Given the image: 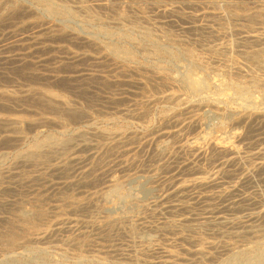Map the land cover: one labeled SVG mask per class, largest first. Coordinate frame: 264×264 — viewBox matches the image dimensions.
Instances as JSON below:
<instances>
[{
    "label": "rangeland",
    "instance_id": "374dc122",
    "mask_svg": "<svg viewBox=\"0 0 264 264\" xmlns=\"http://www.w3.org/2000/svg\"><path fill=\"white\" fill-rule=\"evenodd\" d=\"M0 1V92L5 94L0 95V202L13 203L1 206L0 209V264H161L163 260L168 261L167 264H222L234 251L259 253L264 248L263 239L260 240L264 238V214H256L264 211V167L258 164L264 162V119L254 117L242 123L238 120L241 114L264 110V95L259 92L263 85L259 83L257 87L254 85L256 88L253 86L254 82H262L264 77L249 62L248 65L244 64V61L234 56L227 59L243 48L240 40L247 34L255 33L262 38L260 42L248 43L247 49H264V0H215L217 4L214 10L220 14L222 12L221 18L201 17V14L213 10L206 3H191L190 6L186 0L152 1L160 5V8L177 7L180 16L188 14V18H192L188 19L189 23H185L188 21L182 20L183 17L180 19L173 14L160 12L159 6L151 5V0H50L57 8L54 14L47 12L45 5L36 0ZM229 13H234L238 20H232ZM189 15H194V18ZM203 24L209 29H202ZM48 27L57 30L58 36L52 37L56 38L52 39L55 43L47 40L46 43L52 45L51 49L42 50L37 40L47 35ZM35 28L40 31H35ZM69 35L67 40L66 36ZM72 38L123 46L121 48L129 49L131 58L114 63L96 52L98 50L93 46L87 47V44ZM220 43H230L233 47L225 54L227 57H222L226 63L223 59L212 57L205 50L206 46ZM72 53H86L92 59L89 60V56V59L73 58ZM98 57L100 58L96 59ZM21 58L30 72L23 73L16 67L22 62ZM121 68H129L131 73H124ZM136 80H146L148 89L153 88L148 90V94H152L155 99L160 97V100L157 98L148 106L142 104L139 101L141 88L133 83ZM191 83L193 86H190ZM44 90L57 93L56 97L69 102L74 107L72 111L80 115H74L73 119L70 113L62 109L49 110L36 98ZM167 94H177L179 99L186 101L183 106L186 109L194 108L199 120L197 125L187 126L185 123L188 121V114L182 111V124L177 127L167 125L170 130L179 129L178 134L161 138L156 128L160 126L159 120L161 121L163 114L171 109V105L161 98ZM191 104L193 105L190 106ZM141 108L145 112L142 118L134 114L135 110ZM7 118H21L28 125L24 124L19 129L16 127L17 123ZM215 125H222L228 134L224 142L229 144L224 145L223 142L218 149L223 151L234 146L235 152L232 154L226 149L223 152L211 151L214 156L211 153L199 154L207 141L218 134L214 129ZM78 132L88 140L85 144L78 137ZM15 133L21 135L18 141ZM49 137L50 141L57 138L54 143L58 146L55 153H48L45 145L47 154L43 155L42 151L43 157L37 158L39 161L33 158L31 163H23L19 160L18 154L27 152L36 141ZM191 138H196V142L199 140L197 143L201 147L188 146L182 150L181 146ZM162 140L167 141V149L157 152L155 146ZM259 150L262 153H257ZM76 154L85 161L81 164H69L66 174H57L48 169L51 164ZM82 165L98 167L91 172L93 183L81 188L63 185L62 182L67 179L77 180L76 177H80L83 168H79ZM207 176L216 180L214 185H189L191 187L178 191L179 193L172 191L181 182L186 185L193 178ZM113 177L118 179V190H123L122 193L109 190L108 184ZM108 191V199L115 200L112 201L115 204L113 208L92 209L93 200L101 202L100 196ZM124 191L131 200H127ZM71 197L73 200L68 199ZM82 202L87 205L84 204L85 207H80L79 210L76 205H83ZM18 206L28 210L31 208L40 216H29V219L22 222L15 214L20 208ZM115 218L126 219L123 221L124 230L112 229L110 226L108 228V224H105ZM182 218L185 221L177 224L176 228L166 226L169 221L181 222ZM128 225L133 226L132 233L126 229ZM154 226H160L159 231ZM41 231L47 232V237H44L46 239L37 238ZM239 231H244L243 236H236ZM255 237L261 241L257 246L251 243ZM200 248L203 253L198 255L196 251ZM251 264H264V258Z\"/></svg>",
    "mask_w": 264,
    "mask_h": 264
},
{
    "label": "bare ground",
    "instance_id": "6f19581e",
    "mask_svg": "<svg viewBox=\"0 0 264 264\" xmlns=\"http://www.w3.org/2000/svg\"><path fill=\"white\" fill-rule=\"evenodd\" d=\"M35 1V0H34ZM38 3H42L43 5H45L44 7H45V10L47 11V12H49L50 14H52L53 12H55V9H57L56 8V6L55 5H53L51 2H50V0H36ZM153 0H151V5H154V6H159L158 7V9H159V11L160 12H162V13H166V14H173L174 16H176V17H179L180 19L182 18V20H184V19H187V21L188 22H185V23H189V20L188 19H192V18H188V14L186 15V16H180V12H178V9H177V7H175V6H169V7H163V8H160L161 6L160 5H157L156 3H155V1L154 2H152ZM161 1V0H160ZM185 1V0H184ZM187 2H188V4L191 6V3H193V4H196L197 2L198 3H206V4H209V6H210V8L211 9H213L211 12H209V13H205V14H201V17H206V16H211L210 18H221V16H222V12H221V14L220 13H218V12H215V10L214 9H216V4H217V1H215V0H186ZM150 2V1H149ZM171 2V1H170ZM169 2V3H170ZM0 3H1V1H0ZM161 3V2H160ZM163 3H165V2H163ZM98 4V3H97ZM100 4V3H99ZM171 4V3H170ZM173 4V3H172ZM136 6V5H135ZM153 6V7H154ZM191 8V7H190ZM20 10V9H19ZM22 10V9H21ZM20 10V11H21ZM138 10V9H137ZM196 10V9H195ZM17 12H19L18 10H16ZM22 12V11H21ZM232 13V12H231ZM17 14V13H16ZM28 14V13H27ZM54 14V13H53ZM183 14H185V13H183ZM230 14V13H229ZM13 15V14H12ZM182 15V14H181ZM227 15V14H226ZM245 15V14H244ZM162 16V15H161ZM189 16H191V17H193L194 18V15L192 16V15H189ZM224 16V15H223ZM2 17V16H1ZM10 17H11V15H10ZM133 17V16H132ZM169 17H171V16H169ZM196 17V16H195ZM200 17V16H199ZM198 17V18H199ZM201 17H200V19H201ZM230 17H231V19L232 20H238L236 17V15L233 13V14H230ZM252 17V16H251ZM254 17V16H253ZM261 17V16H260ZM122 18V17H121ZM197 18V17H196ZM226 18V17H225ZM227 19V18H226ZM194 20V19H193ZM199 20V19H198ZM205 20V19H204ZM220 20V19H219ZM247 20V19H246ZM169 21V20H168ZM191 21V20H190ZM203 21V20H202ZM211 21H213V20H211ZM130 22V21H129ZM170 22V21H169ZM184 22V21H183ZM192 22V21H191ZM194 22V21H193ZM138 23V22H137ZM136 23V24H137ZM162 23V22H161ZM171 23V22H170ZM127 24V23H126ZM140 24H142V23H140ZM35 25V24H34ZM33 25V26H34ZM137 25H139V24H137ZM170 25V24H169ZM204 26H201V28L202 29H205V31H206V29H209L208 27H207V25H205V24H203ZM198 26V25H197ZM209 26V25H208ZM38 27V26H37ZM50 27V26H49ZM47 28L48 29V31L46 32V34L47 35H45V36H42L41 37V39H39L38 38V40H37V38H36V40H37V43L41 46V47H39V48H42V50L43 49H51L52 48V45L51 44H48V43H46V42H48L47 40H52V39H56V38H52V37H56V36H58V31L57 30H54V29H52V28ZM192 27V26H191ZM194 27V26H193ZM196 27V26H195ZM32 28H34V27H32ZM143 28H145V27H143ZM170 28V27H169ZM190 28V27H189ZM198 28V27H197ZM36 29V28H35ZM37 29H40V26L37 28ZM37 29L35 30V31H37ZM44 28H42V30H43ZM45 29H46V27H45ZM230 29V28H229ZM32 30H34V29H32ZM145 30V29H144ZM143 30V31H144ZM194 30V29H193ZM196 30V29H195ZM40 31V30H39ZM39 31H37V32H39ZM61 31V30H60ZM146 32V34L148 33L149 34V31H147V29L145 30ZM33 33H34V31H32ZM36 32V33H37ZM45 32V31H44ZM66 32V31H65ZM76 33V32H75ZM15 34V33H14ZM14 34H11V36L13 35L14 36ZM209 34H211V33H209ZM208 34V35H209ZM63 35V34H62ZM221 35V34H220ZM5 36V35H4ZM12 36V37H13ZM47 36V37H46ZM63 36H65V35H63ZM62 36V37H63ZM14 37H16V36H14ZM33 37V36H32ZM31 37V38H32ZM69 38L70 37V35L69 36H66V38ZM156 37V36H155ZM68 38H67V40H68ZM132 38V37H131ZM130 38V39H131ZM134 38V37H133ZM142 38V37H141ZM166 38V37H165ZM202 38V37H201ZM60 39V38H59ZM72 39H75L76 41H79L80 43H82V44H87V47L90 45V46H93L94 48H95V50H98V51H96V52H98V53H101L102 54V56H104V58L105 57H107V58H109L110 60H112L114 63H119L120 61H126V60H129L131 57V54H130V52L127 50V49H123V48H121V47H123V46H117V45H104V44H100V43H98V42H96V41H93V40H91V39H79V38H72ZM203 39H205V37L203 38ZM261 37L258 35V34H255V33H252V34H247L246 36H243V37H241V40H240V45L243 47L242 49H240V50H238L237 52H236V54H231L230 56H228V55H225L226 53H228L229 51H231L232 50V44H227V43H220V44H215V45H209V46H206V48H205V50H206V52H208L212 57H214V58H216V59H223L222 57H227L228 56V58L227 59H229L231 56L233 57H235V58H240V60L241 61H244V64H247L248 65V62H249V64L251 63V64H253L254 65V69H256L257 71L259 70V71H261L262 73V75H263V77H264V49H247V46H248V43H252V42H260L261 41ZM10 40V39H9ZM35 40V39H34ZM58 40V39H57ZM133 40V39H132ZM202 40V39H201ZM4 41V40H3ZM12 41H14V40H12ZM53 42H54V40H52ZM56 41V40H55ZM51 42V41H50ZM225 42V41H224ZM55 43V42H54ZM132 43V42H131ZM136 43V42H135ZM145 43V42H144ZM193 43V42H192ZM198 43V42H197ZM262 43V42H261ZM33 44V43H32ZM34 44H35V42H34ZM33 44V45H34ZM119 44V43H118ZM196 44V43H195ZM247 44V45H246ZM260 44V43H259ZM17 45V44H16ZM84 45H82V46H84ZM120 45V44H119ZM198 45V44H197ZM262 45V44H261ZM18 46V45H17ZM51 46V47H50ZM89 46V47H90ZM50 47V48H49ZM86 47V46H85ZM38 48V49H39ZM64 48V47H63ZM127 48V47H126ZM148 48V47H147ZM146 48V49H147ZM160 48V47H159ZM203 48V49H204ZM251 48V47H250ZM5 49V48H4ZM9 50V49H8ZM131 50V49H130ZM56 51V50H55ZM84 51V50H83ZM132 51V50H131ZM47 52H48V50H47ZM54 52V51H53ZM59 52V51H58ZM69 52V51H68ZM93 52H94V50H93ZM95 52V53H96ZM156 52H158V51H156ZM23 53V52H22ZM28 53V52H27ZM49 53V52H48ZM64 53H65V51H64ZM83 53V52H82ZM82 53H80V54H75V53H72V57L74 58V57H78V58H86V57H88L89 55L88 54H86V53H84V54H82ZM47 54V53H46ZM69 54H71V52L69 53ZM189 54V53H188ZM192 54V53H191ZM34 55V54H33ZM42 55V54H41ZM183 55V54H182ZM51 56V55H50ZM133 56V55H132ZM149 56V55H148ZM192 56V55H191ZM200 56V55H199ZM90 57V56H89ZM89 57L88 58H86V59H89ZM135 57V56H134ZM133 57V58H134ZM190 57V56H189ZM211 57V58H212ZM233 57V58H234ZM23 58V57H22ZM20 59V61H22L20 64H18L16 67L18 68V69H20L23 73H28V72H30V70H29V68L28 67H26V64H25V61L23 60V59ZM100 57H98V58H96V59H99ZM132 58V59H133ZM191 58V57H190ZM196 58V57H195ZM204 58V57H203ZM17 59H19V58H17ZM16 59V60H17ZM92 58L90 57V59L89 60H91ZM102 60H103V58H101ZM108 59V60H109ZM192 59V58H191ZM52 60V59H51ZM77 60V59H76ZM94 60V59H93ZM168 60V59H167ZM193 60H195V59H193ZM224 60V59H223ZM231 60V59H230ZM24 61V62H23ZM41 61V60H40ZM199 61V60H198ZM202 61V60H201ZM226 60H224V62H225ZM18 62V61H17ZM48 62H50V61H48ZM58 62V61H57ZM103 62V61H102ZM231 62H232V60H231ZM246 62V63H245ZM74 63V62H73ZM93 63H94V61H93ZM111 63V62H110ZM109 63V64H110ZM200 63V62H199ZM211 63V62H210ZM218 63V62H217ZM226 63V62H225ZM227 63H228V61H227ZM243 63V62H242ZM61 64V63H60ZM71 64V63H70ZM92 64V63H91ZM204 64H206V62L204 63ZM220 64V63H219ZM218 64V65H219ZM59 65V64H58ZM38 66V65H37ZM41 66V65H40ZM68 66V65H67ZM75 66V65H74ZM94 66V65H93ZM10 67V66H9ZM35 67V66H34ZM44 67V66H43ZM58 67V66H57ZM64 67V66H63ZM227 67V66H226ZM253 67V66H252ZM38 68V67H37ZM52 68H54V67H52ZM51 68V69H52ZM31 69V68H30ZM35 69V68H34ZM34 69H32V72H33V70ZM50 69V68H49ZM50 69V70H51ZM218 69V68H217ZM251 69H253V68H251ZM131 70V69H130ZM129 70V68L127 69V68H121V71L122 72H124V73H131V71ZM144 70V69H143ZM229 70V69H228ZM77 71V70H76ZM51 72V71H50ZM56 72V71H55ZM155 72V71H154ZM154 72H152V73H154ZM233 72V71H232ZM231 72V73H232ZM256 72V71H255ZM1 73V72H0ZM160 73V72H159ZM162 73V72H161ZM222 73V72H221ZM136 73H134V75H135ZM257 74V73H256ZM33 75V74H32ZM36 75V74H35ZM34 75V76H35ZM38 75V74H37ZM94 75H96V74H94ZM113 75V74H112ZM111 75V76H112ZM119 75V74H118ZM139 74H137V76H138ZM3 76V75H2ZM47 76V75H46ZM97 76H98V74H97ZM96 76V77H97ZM99 76H101V75H99ZM131 76V75H130ZM148 76V75H147ZM189 76V75H188ZM188 76H186V77H188ZM248 76V75H247ZM38 76H36V78H37ZM60 77V76H59ZM134 77V76H133ZM168 77H170V76H168ZM183 77V76H182ZM193 77V76H192ZM12 78V77H11ZM26 78V77H25ZM29 78V77H28ZM34 78V77H33ZM35 78V79H36ZM63 78V77H62ZM76 78H77V76H76ZM98 78V77H97ZM100 78H102V77H100ZM149 78V77H148ZM151 78V77H150ZM171 78V77H170ZM196 78H197V76H196ZM27 79V78H26ZM32 79V78H31ZM30 79V80H31ZM56 79V78H55ZM63 79H65V78H63ZM146 79V78H145ZM248 79H250V78H248ZM1 80V79H0ZM60 80H62V79H60ZM107 79H104V81H106ZM247 80V79H246ZM262 80V79H261ZM35 81V80H34ZM46 80H44V82H45ZM54 81V80H53ZM70 81V80H69ZM108 81V80H107ZM113 81H116L117 82V80H113ZM188 81V80H187ZM199 81V80H198ZM223 81V80H222ZM249 81V80H248ZM256 81H258V80H256ZM5 82V81H4ZM9 82V81H8ZM28 82H31V81H28ZM52 82V81H51ZM65 82H66V80H65ZM64 82V83H65ZM83 82V81H82ZM98 82V81H97ZM112 82V81H111ZM130 82V81H129ZM189 82V81H188ZM187 82V83H188ZM244 82V81H243ZM18 83V82H17ZM32 83V82H31ZM58 83V82H57ZM87 83V82H86ZM89 83V82H88ZM94 83V82H93ZM92 83V84H93ZM99 83V82H98ZM102 83H103V81H102ZM119 83V82H118ZM133 83H135V85L136 84H138V88H141V92H139L140 93V96L141 97H139V101L142 103V104H144V105H146V106H148V104H150L151 102H153L154 100H156L158 97H156V99L154 98V97H152V94H148V90H150L151 91V88H149L148 89V85H147V81L146 80H136L135 82L133 81ZM193 83V82H192ZM191 83V84H192ZM228 83V82H227ZM249 83H251V82H249ZM257 84H255V82H254V84H253V86L255 85L256 87L258 86V84L260 83V85L262 86V87H260L261 89V91H259V92H261V94L262 95H264V78H263V80H262V82H256ZM34 84V83H33ZM44 84V83H43ZM49 84V83H48ZM79 84V83H78ZM101 84V83H100ZM108 84V83H107ZM189 84V83H188ZM199 84V83H198ZM42 85V84H41ZM46 85V84H45ZM52 85V84H51ZM80 85V84H79ZM115 85V84H114ZM202 85V84H201ZM217 85V84H216ZM228 85H230V84H228ZM82 86V85H81ZM87 86H89V85H87ZM190 86H193V84L192 85H190ZM253 86L251 85V87L253 88ZM254 86V87H255ZM43 87H44V85H43ZM48 87V86H47ZM197 87V86H196ZM255 87V88H256ZM155 88H156V86H155ZM193 88H195V87H193ZM254 88V89H255ZM17 89V88H16ZM106 89V88H105ZM190 90L192 89V88H189ZM259 89V88H258ZM109 90V89H108ZM152 90H153V88H152ZM158 90V89H157ZM11 91V90H10ZM102 92H103V90H101ZM105 91V90H104ZM195 91V90H194ZM236 91V90H235ZM247 91V90H246ZM258 91V90H257ZM84 92V91H83ZM123 92V91H122ZM157 92V91H156ZM155 92V93H156ZM36 93V92H35ZM57 93H54V92H52V91H50V90H44L43 92H40L39 94H37L36 96V98L40 101V102H43L46 106H47V108L50 110V109H53V110H55V109H62L63 111H65V112H68V113H70V115L72 116V118L74 119L75 118V116L74 115H80L79 113H76V112H74V111H72V110H74L72 107H71V105L69 104V102H67L66 100H64V99H60V98H58V97H56V96H58V95H56ZM74 94V93H73ZM80 94V93H79ZM94 94V93H93ZM0 95H5L3 92H0ZM177 95V94H176ZM175 94H167V95H164V96H162L161 98H162V100L165 102H168L170 105H171V109L167 112V114H163V116H162V118H161V121L159 120V124H160V126L158 127L157 126V132L159 133V135H160V137L162 136V137H168V136H174L175 134L177 135L178 134V132H179V129L178 130H170V128L168 127V126H170V125H173L174 127L176 126L177 127V125H179V124H182V120H180V116H181V114L183 113V112H186L187 114H188V116H187V119H188V121L185 123V124H187V126L188 125H190L191 127L192 126H195V125H197V123H198V120H199V118H198V113H197V111L194 109V108H192V107H190V106H192L193 104H191L189 107V109L187 110L186 109V106H183V104H185V102L184 101H182L181 99H179L178 98V95L176 96ZM239 95V94H238ZM30 96V95H29ZM33 96V95H32ZM64 96V95H63ZM81 96V95H80ZM97 96V95H96ZM25 97V96H24ZM23 97V98H24ZM98 97V96H97ZM5 98V97H4ZM101 98V97H100ZM108 98V97H107ZM13 99V98H12ZM65 99H67V98H65ZM123 99V98H122ZM159 100H160V97L158 98ZM184 99H185V97H184ZM248 99V98H247ZM91 100V99H90ZM246 100V99H245ZM262 100V99H261ZM13 101V100H12ZM112 101V100H111ZM229 101V100H228ZM252 101V100H251ZM29 102V101H28ZM255 102V101H254ZM261 102V101H260ZM24 103H26V102H24ZM114 103V102H113ZM119 103V102H118ZM117 103V104H118ZM253 103V102H252ZM27 104H29V103H27ZM87 104V103H86ZM116 104V103H115ZM186 104H188V103H186ZM250 104V103H249ZM25 105V104H24ZM30 105V104H29ZM38 105V104H37ZM40 105H42V104H40ZM39 105V106H40ZM137 105V104H136ZM252 105V104H251ZM250 105V106H251ZM254 105V104H253ZM38 106V107H39ZM90 106V105H89ZM150 106V105H149ZM43 107V106H42ZM45 107V106H44ZM43 107V108H44ZM151 107V106H150ZM194 107H195V105H194ZM42 108V109H43ZM96 108V107H95ZM105 108V107H104ZM149 108V107H148ZM254 108V107H253ZM260 108H262V107H260ZM41 109V110H42ZM97 109V108H96ZM129 109V108H128ZM132 109V108H131ZM133 109H135V108H133ZM241 109H243V108H241ZM246 109H248V108H246ZM245 109V110H246ZM150 110V109H149ZM167 110V109H166ZM244 110V109H243ZM250 110V109H249ZM255 111H256V108L254 109ZM263 110V109H262ZM256 111V112H252V113H249V112H247V113H245V114H241L240 116H239V118H238V120L240 119V121H241V123L242 122H248V121H250L252 118L254 119V117H257V118H263L264 119V110L263 111ZM183 111V112H182ZM236 111V110H235ZM247 111V110H246ZM57 112V111H56ZM119 112V111H118ZM55 113V112H54ZM62 113V112H61ZM83 113V112H82ZM88 113V112H87ZM144 109H142L141 108V110H138L137 109V111L135 110V115H137L138 117H143L144 116ZM161 113V112H160ZM163 113V112H162ZM39 114V113H38ZM186 114V115H187ZM235 114H236V112H235ZM36 115V114H35ZM101 115V114H100ZM126 116V115H125ZM131 116H133V115H131ZM183 116V115H182ZM4 117V116H3ZM17 117V116H16ZM56 117V116H55ZM182 118V117H181ZM8 119V118H7ZM139 119V118H138ZM206 119V118H205ZM256 119V118H255ZM8 120H10V121H12L13 123H17V128H19V129H21V127H23V125L24 124H26V122L23 120V119H21V118H9ZM58 121V120H57ZM70 121H71V119H70ZM69 121V122H70ZM85 121V120H84ZM41 122V121H40ZM9 123V122H8ZM13 123H11V124H13ZM143 123V122H142ZM257 123V122H256ZM10 124V125H11ZM36 124V123H35ZM220 124V123H219ZM221 124H222V122H221ZM13 125V126H14ZM26 125H28V124H26ZM168 125V126H167ZM204 125V124H203ZM12 126V127H13ZM32 126V125H31ZM89 126V125H88ZM168 127L167 129H164L163 130V128H165V127ZM30 127V126H29ZM185 127V126H184ZM214 127V126H213ZM249 127V126H248ZM27 128V127H26ZM14 129V128H13ZM19 129H17V130H19ZM173 129V128H172ZM185 129V128H184ZM215 131H217V133L218 134H215L211 139H209V141H207L208 139H207V137L205 138V139H207V140H205V141H207V143L205 144V148H204V146L202 147V149L200 150V153L199 154H204L205 155V153L207 154H209V153H211V151H212V153H214V151L216 150V151H219L220 152V150L218 149V147L219 146H221L222 147V143L224 142V141H226L225 140V138H227L226 137V132H225V129L223 128V126L222 125H215ZM23 130V129H22ZM81 130H82V128H81ZM151 130V129H150ZM181 130V129H180ZM228 130V129H227ZM231 130V129H230ZM85 131V130H84ZM100 131H101V129H100ZM102 131H103V129H102ZM107 131H109V130H107ZM152 131V130H151ZM155 131V130H154ZM16 132V131H15ZM19 132H20V130H19ZM104 132V131H103ZM103 132H101V135H103ZM118 132L119 133H121L119 130H118ZM181 132V131H180ZM236 132V131H235ZM79 133V132H78ZM89 133V132H88ZM91 133H92V131H91ZM97 133V132H96ZM106 133V132H105ZM119 133H117V134H119ZM129 133V132H128ZM201 133V132H200ZM214 133V132H213ZM16 134V133H15ZM23 134V133H22ZM77 134V133H76ZM84 134V133H83ZM109 133H107V135H108ZM113 134V133H112ZM180 134V133H179ZM239 134V133H238ZM16 135H18V136H15V138H16V141H18L17 139L18 138H20V136L21 135H19L18 133L16 134ZM97 135V134H96ZM111 135V134H110ZM133 135V134H132ZM188 135V134H187ZM197 135V134H196ZM199 135V134H198ZM228 135V134H227ZM232 135H234L233 133H232ZM72 136H73V134H72ZM98 136V135H97ZM96 136V137H97ZM119 136V135H118ZM137 136V135H136ZM172 136V137H173ZM210 136V135H209ZM238 136V135H237ZM249 136V135H248ZM78 137H80V139L82 138V143H86V140L87 139H84L85 137H84V135H82V133H79L78 134ZM110 137V136H109ZM108 136H107V138H109ZM114 137V136H113ZM159 137V138H160ZM161 137V138H162ZM211 137V136H210ZM209 137V138H210ZM230 137V136H229ZM89 138V137H88ZM100 138V137H99ZM170 138V137H169ZM181 138V137H180ZM186 138V137H185ZM204 137H202V139H203ZM11 139H14V137L13 138H11ZM21 139V138H20ZM53 139V138H52ZM51 139V140H52ZM57 139V138H56ZM55 139V140H56ZM70 139V138H69ZM139 139V138H138ZM173 139H177V138H173ZM201 139V138H200ZM201 139V140H202ZM50 141V137L49 138H45V139H43V140H41V141H39V142H37L36 141V143L35 144H32L33 146H31L30 148H29V150H27V152H24V153H21V154H18L19 156H18V158H19V160H21L23 163H28V162H30V161H34V160H32L33 158L34 159H37L38 157H40V156H42V151H43V155H46L47 154V151H48V153L50 152V153H52V152H56V147H58V146H56V144H54L56 141ZM123 140V139H122ZM131 140V139H130ZM129 140V141H130ZM196 138H191L189 141H187L186 142V144L185 145H183V146H181V148H182V150H184L183 148H185V147H188V146H190V147H192V146H198V148H200L201 147V145H199V143H197L196 141ZM237 140V139H236ZM8 141H10V140H8ZM15 141V140H14ZM62 141V140H61ZM65 141V140H64ZM63 141V142H64ZM88 141V140H87ZM105 141V140H104ZM239 141H241L240 139H239ZM246 141V140H245ZM66 142V141H65ZM120 142V141H119ZM178 142V141H177ZM180 142V141H179ZM178 142V143H179ZM202 142H204V140L202 141ZM242 142V141H241ZM171 143V142H170ZM225 143V142H224ZM230 143H231V140H230ZM239 143V142H238ZM6 144V143H5ZM9 144V143H8ZM58 144V143H57ZM80 144V143H79ZM166 144H168L167 143V141H160L159 143H157L156 144V146H155V150L157 151V152H162V151H164L165 149H167L166 148ZM203 144V143H202ZM228 144H229V142H228ZM227 143H225L224 145H228ZM46 145V147H48V150H47V148H46V150L44 149V146ZM62 145V144H61ZM70 145V144H69ZM73 145V144H72ZM107 145V144H106ZM116 145H117V143H116ZM30 146V145H29ZM49 146H50V148H49ZM80 146V145H79ZM83 146H86V145H83ZM169 146V145H168ZM230 146H232L231 144H230ZM43 147V148H42ZM70 147H71V145H70ZM94 147V146H93ZM111 147H113V146H111ZM165 147V148H164ZM258 147V146H257ZM80 148V147H79ZM82 148H84V147H82ZM86 148V147H85ZM92 148V147H91ZM90 148V149H91ZM108 148V147H107ZM110 148V147H109ZM133 148V147H132ZM154 148V147H153ZM180 148V147H179ZM261 148H262V146H261ZM260 148V149H261ZM44 149V150H43ZM59 149V148H58ZM81 149V148H80ZM164 149V150H163ZM171 149V148H170ZM186 149H188V148H186ZM205 149V150H204ZM218 149V150H217ZM226 150H228L229 151V153L231 152V154H232V152H235V148H234V146H233V148L231 147V148H229V149H227V148H225ZM225 149H223V151L225 150ZM76 150H79L78 148L76 149ZM75 150V151H76ZM198 150V149H197ZM251 150V149H250ZM170 151V150H169ZM178 151H181V150H178ZM222 151V150H221ZM222 151V152H223ZM54 152V153H55ZM107 152V151H106ZM113 152V151H112ZM115 152V151H114ZM219 152H217V153H219ZM226 152V151H225ZM224 152V153H225ZM211 153V154H212ZM257 153H262V150H259ZM57 154V153H56ZM66 154V153H65ZM110 154V153H109ZM177 154V153H176ZM210 154V155H211ZM226 154V153H225ZM100 155V154H99ZM108 155V154H107ZM111 155V154H110ZM115 155V154H114ZM125 155V154H124ZM213 155V154H212ZM227 155H229V154H227ZM226 155V156H227ZM236 155V154H235ZM234 155V156H235ZM251 155V154H250ZM254 155V154H253ZM55 156V155H54ZM53 156V157H54ZM67 156V155H66ZM173 156H175V155H173ZM179 156V155H178ZM197 156V155H196ZM214 156V155H213ZM232 156V155H231ZM230 156V157H231ZM257 156V155H256ZM16 157V156H15ZM36 157V158H35ZM43 157V156H42ZM45 157V156H44ZM98 157V156H97ZM107 157V156H106ZM66 158V157H65ZM162 158V157H161ZM199 158V157H198ZM207 158V157H206ZM216 158V157H215ZM48 159V158H47ZM64 159V158H63ZM88 159H89V157H88ZM102 159V158H101ZM105 159V158H104ZM158 159V158H157ZM221 159V158H220ZM225 159V158H224ZM261 159V158H260ZM40 159H37V161H39ZM98 160V159H97ZM106 160V159H105ZM113 160V159H112ZM187 160V159H186ZM192 160V159H191ZM15 161V160H14ZM36 161V160H35ZM83 161H85V160H83V158H82V156H78L77 154L76 155H70V157L68 156V158L67 159H65V160H63V161H58V163H54V164H51L50 165V167L48 168L47 166V168L48 169H50V171H53L54 173H57V174H61V175H63L64 173L66 174V172H68L67 170H68V165L70 164V165H72V163H74V164H81V163H83ZM95 161V160H94ZM111 161V160H110ZM165 161V160H164ZM168 161V160H167ZM204 161V160H203ZM221 161V160H220ZM172 162V161H171ZM183 162V161H182ZM31 163V162H30ZM44 163V162H43ZM49 163V162H48ZM98 163V162H97ZM164 163V162H163ZM200 164V163H199ZM258 164H260V166L261 167H264V162H260V163H258ZM15 165V164H14ZM69 165V166H70ZM86 165V164H85ZM85 165H82V166H80V168L79 169H82L81 171V174L79 175L80 177L78 178V177H76L77 178V180H71V179H69V181H68V179H67V181H63L62 183H63V185H65V186H67V187H70V186H74V188H76V186H79L80 188H81V186L83 187V186H86V185H91V183H93V181H94V178H93V172H92V170H93V168L94 167H96V165H92V166H94V167H90V166H88V167H85ZM186 165V164H185ZM190 165V164H189ZM218 165V164H217ZM41 166V165H40ZM75 166V165H74ZM74 166H72V167H74ZM200 166V165H199ZM184 167V166H183ZM190 167V166H189ZM194 167V166H193ZM203 167V166H202ZM22 168V167H21ZM44 168V167H43ZM46 168V169H47ZM98 168V167H97ZM97 168H94V169H97ZM100 168V167H99ZM170 168V167H169ZM180 168H182V167H180ZM211 168V167H210ZM19 169V168H18ZM41 169H42V167H41ZM76 169H78V167H76ZM260 169V168H259ZM21 170V169H20ZM19 170V171H20ZM189 170V169H188ZM204 170V169H203ZM11 171V170H10ZM13 171V170H12ZM26 171V170H25ZM102 171V170H101ZM187 171V170H186ZM193 171V170H192ZM191 171V173H193ZM261 171V170H260ZM14 172V171H13ZM17 172V171H16ZM22 172V171H21ZM45 172V171H44ZM92 172V173H91ZM198 172H200L201 173V171H198ZM208 172V171H207ZM256 172V171H255ZM259 172V171H258ZM263 172V171H262ZM24 173V172H23ZM94 173H95V171H94ZM182 173V172H181ZM195 173V172H194ZM16 174H20V173H16ZM47 174V173H46ZM50 174V173H49ZM102 174V173H101ZM203 174V173H202ZM25 175V174H24ZM53 175V174H52ZM95 175V174H94ZM175 175V174H174ZM36 176H38V175H36ZM42 176H43V174H42ZM97 176V175H96ZM157 176V175H156ZM191 176V175H190ZM67 177V176H66ZM101 177V176H100ZM176 177V176H175ZM202 177V176H201ZM69 178V177H68ZM97 178V177H96ZM171 178V177H170ZM173 178V177H172ZM183 178V177H182ZM181 178V179H182ZM216 178V177H215ZM19 179V178H18ZM189 179V178H188ZM12 180H13V178H12ZM20 180V179H19ZM26 180V179H25ZM242 180V179H241ZM191 181V183L190 184H184L183 182H181L179 185H173L174 186V189L172 190V191H174V192H178V191H184V189H186L187 187H191V186H189V185H192V186H203V185H210V184H213L214 185V182L216 181L215 179H210L208 176L206 177V178H193V179H191L190 180ZM251 181V180H250ZM110 184H108V186H109V190L110 191H113V190H115V191H117L118 189H119V181H118V179L117 178H115V177H113L110 181ZM59 184V183H58ZM93 185V184H92ZM171 184H169V186H170ZM219 185V184H218ZM94 186V185H93ZM211 186V185H210ZM58 187V186H57ZM66 187V188H67ZM228 187V186H227ZM2 188H3V186H2ZM165 188V187H164ZM167 188V187H166ZM195 188V187H194ZM169 189V188H168ZM192 189V188H191ZM8 190V189H7ZM66 190V189H65ZM68 190V189H67ZM70 190V189H69ZM72 190V189H71ZM166 190V189H165ZM238 190V189H237ZM84 191V190H83ZM87 191V190H86ZM86 191H84V192H86ZM103 191V190H102ZM118 191H121V190H118ZM117 191V192H118ZM170 191V190H169ZM203 191V190H202ZM2 192V191H1ZM62 192V191H61ZM76 192V191H75ZM96 193H97V191H95ZM114 192V191H113ZM123 192V190L121 191V193ZM171 192V191H170ZM230 192V191H229ZM21 193V192H20ZM65 193H68V192H65ZM106 193V192H105ZM120 193V194H121ZM124 193L126 194V192L124 191ZM124 193L122 194V195H124ZM179 193V192H178ZM220 193V192H219ZM92 194V193H91ZM100 194H102V193H100ZM114 195H115V193H113ZM225 194V193H224ZM20 195V194H19ZM59 195V194H58ZM66 195H69V194H66ZM90 195V194H89ZM96 195V194H95ZM118 195V194H117ZM116 195V196H117ZM122 195H121V197H122ZM167 195H168V193H167ZM166 195V196H167ZM184 195V194H183ZM92 196V195H91ZM110 196H111V193H110ZM165 196V197H166ZM214 196V195H213ZM226 196V195H225ZM224 196V197H225ZM228 196V195H227ZM82 197V196H81ZM87 197V196H86ZM108 197H109V191H108V193L107 194H103L102 196H100V201L101 202H99L98 200L96 201L94 198V202L92 203V205H93V207L94 208H92V209H95V210H99V208H101L102 210L104 209H110L112 206H114L115 204H113V202L112 201H114L115 202V200H112V201H110L109 199H108ZM125 197L126 198H128L127 200H129L130 198H129V196L127 197V194L125 195ZM164 197V198H165ZM124 198V197H123ZM133 198V197H132ZM172 198V197H171ZM183 198V197H182ZM68 199H71V200H73L72 199V197L71 198H68ZM78 200H79V198H77ZM99 199V198H98ZM117 199H119V198H117ZM226 199V198H225ZM246 199V198H245ZM10 200V199H9ZM62 200V199H61ZM67 200V199H66ZM84 200V199H83ZM131 200V199H130ZM250 200V199H249ZM254 200V199H253ZM16 201V200H15ZM70 201V200H69ZM81 201H82V199H81ZM96 201V202H95ZM238 201V200H237ZM245 201V200H244ZM243 201V202H244ZM247 202H248V200H246ZM70 202H72V201H70ZM80 202V201H79ZM152 202V201H151ZM159 202H161V200L159 201ZM178 202V201H177ZM86 202H84V204H85ZM157 203V202H156ZM197 203V202H196ZM13 203L12 202H10V201H1L0 202V209H1V206H10V205H12ZM22 204V203H21ZM72 204H73V202H72ZM82 204H83V202H82ZM81 205V204H77L76 205V207L80 210V207L81 208H83V206L85 207V205H87V204H85V205ZM153 204H155V203H153ZM172 204V203H171ZM178 204V203H177ZM256 204V203H255ZM62 205V204H61ZM68 205V204H67ZM71 205V204H70ZM89 206H90V204H88ZM145 205V204H144ZM152 205V204H151ZM158 205V204H157ZM166 205V204H165ZM184 205V204H183ZM56 206V205H55ZM59 206V205H58ZM63 206H64V204H63ZM73 206V205H72ZM180 207H181V205H179ZM18 207H20L19 209H17V212L15 213L17 216H18V218L19 219H22L23 221L22 222H24L25 221V219L26 218H28L29 216H31L32 218H34V217H39L40 216V214L38 213V212H36V211H33V209L31 210V208L28 210V209H22L21 208V206H18ZM17 207V208H18ZM60 207H62V206H60ZM75 207V208H76ZM162 207V206H161ZM177 208V205L175 204L174 205V208ZM65 208V207H64ZM113 208V207H112ZM175 208V209H176ZM227 208V207H226ZM9 209V208H8ZM15 209H16V207H15ZM14 209V210H15ZM70 209H72L71 207H70ZM235 209V208H234ZM13 210V211H14ZM94 210V211H95ZM187 210V209H186ZM232 210H233V208H232ZM258 210V209H257ZM261 210V209H260ZM38 211V210H37ZM74 211H75V209H74ZM174 211V210H173ZM189 210H187V212H188ZM68 212V211H67ZM95 212H97V211H95ZM40 213H43V212H40ZM69 213V212H68ZM162 213V212H161ZM172 213V212H171ZM264 214V211H258V212H256V214ZM36 215V216H33V215ZM90 214H92L91 212H90ZM96 214V213H95ZM180 214V213H179ZM42 215V214H41ZM70 215V214H69ZM73 215V214H72ZM141 215V214H140ZM143 216V215H142ZM64 217V216H63ZM123 217V216H122ZM184 217V216H183ZM60 218H61V216H60ZM95 218V217H94ZM199 218V217H198ZM235 218V217H234ZM237 218V217H236ZM255 218V217H254ZM29 219V218H28ZM31 219V218H30ZM183 219V218H182ZM35 220V219H34ZM38 220V219H37ZM44 220V219H43ZM57 220V219H56ZM62 220V219H61ZM61 220H60V222H61ZM67 220V219H66ZM65 220V221H66ZM124 220H126L125 218H115V220H109L107 223H105V224H108V228H109V226L110 227H112V229L113 228H115V229H125V224L123 223V221ZM173 220V219H172ZM188 220V219H187ZM191 220V219H190ZM189 220V221H190ZM225 220V219H224ZM223 220V221H224ZM245 220V219H244ZM254 220V219H253ZM27 221H29V220H27ZM104 221V220H103ZM107 221V220H106ZM185 221V219H183V221H179V222H170L169 221V223H167L166 224V226H168V227H175L176 228V225L177 224H181L182 222H184ZM252 221V220H251ZM89 222V221H88ZM87 222V223H88ZM140 222V221H139ZM148 222V221H147ZM165 222V221H164ZM168 222V221H167ZM191 222V221H190ZM225 222V221H224ZM54 223L56 224V222L54 221ZM66 223H67V221H66ZM69 223H70V221H69ZM68 223V224H69ZM78 223V222H77ZM126 223H128V222H126ZM130 223H131V221H130ZM198 223V222H197ZM203 223V222H202ZM27 224V223H26ZM58 224H59V222H58ZM133 224V223H132ZM147 224V223H146ZM160 224V223H159ZM204 224V223H203ZM240 224V223H239ZM16 225V224H15ZM66 225V224H65ZM145 225V224H144ZM154 225V224H153ZM160 225H162V224H160ZM236 225V224H235ZM238 225V224H237ZM246 225V224H245ZM20 226V225H19ZM28 226H30V225H28ZM55 226V225H54ZM67 226V225H66ZM71 226V225H70ZM208 226V225H207ZM64 227V226H63ZM68 227V226H67ZM98 227V226H97ZM132 225H128L127 227H126V229L128 228V230L129 231H131L132 230ZM151 227H152V225H151ZM164 227H165V225H164ZM187 227V226H186ZM186 227H184L185 229H186ZM188 227H189V225H188ZM201 227V226H200ZM210 227V226H209ZM248 227V226H247ZM3 228V227H2ZM57 228V227H56ZM55 228V229H56ZM62 227H60V228H57V229H61ZM93 228V227H92ZM163 228V226L161 227V229ZM51 229V228H50ZM50 229L48 230V231H50ZM62 229H64V228H62ZM114 229V230H115ZM135 229H136V227H135ZM154 229H158V231H159V229H160V226H154ZM189 229H191V228H189ZM238 229V228H237ZM244 229V228H243ZM247 229V228H246ZM7 230V229H6ZM39 230V229H38ZM103 230V229H102ZM134 230V229H133ZM239 230V229H238ZM257 230V229H256ZM9 231V230H8ZM19 231V230H18ZM53 231V230H52ZM120 231V230H119ZM129 231H128V233H129ZM135 231V230H134ZM180 231V230H179ZM182 231V230H181ZM188 231V230H187ZM192 231V230H191ZM241 231V230H240ZM238 232V234H236V236L238 237V235H239V237L240 236H243V233L242 232H244V231H242V232ZM247 230H245V232H246ZM252 231V230H251ZM264 231V230H263ZM154 232V231H153ZM232 232V231H231ZM235 232L237 233V231L235 230ZM13 233V232H12ZM37 233V232H36ZM50 233V232H49ZM82 233V232H81ZM122 233V232H121ZM126 233V232H125ZM131 233H132V231H131ZM174 233V232H173ZM251 233H253V231L251 232ZM73 234V233H72ZM182 234V233H181ZM231 234V233H230ZM247 234V233H246ZM51 235H53V234H51ZM115 235V234H114ZM235 235V234H234ZM0 236H1V234H0ZM108 236V235H107ZM217 236V235H216ZM254 236V235H253ZM262 236H263V234H262ZM11 237V236H10ZM44 237H47V232L46 231H41V234L37 237V238H39V239H41V238H44ZM56 237V236H55ZM75 237V236H74ZM136 237V236H135ZM259 237V236H258ZM257 237V238H258ZM2 238V237H1ZM50 238V237H49ZM252 238V237H251ZM256 237H255V239H253L254 241L253 242H251L254 246H257L259 243H261V239H263V242H264V238H260V240H259V238L257 239ZM11 239V238H10ZM44 239H46V238H44ZM81 239V238H80ZM48 240V239H47ZM72 240V239H71ZM71 240H68V241H71ZM247 240V239H246ZM44 241V240H43ZM76 241V240H75ZM140 241H142V240H140ZM196 241V240H195ZM2 242V241H1ZM31 242V241H30ZM65 242V241H64ZM133 242V241H132ZM84 243V242H83ZM202 243V242H201ZM9 244V243H8ZM37 244V243H36ZM70 244V243H69ZM200 244V243H199ZM198 244V245H199ZM211 244V243H210ZM251 244V245H252ZM78 245H80V244H78ZM214 245H215V243H214ZM261 245H263V244H261ZM121 246V245H120ZM158 247V246H157ZM213 247V246H212ZM215 247V246H214ZM262 247H264V246H262ZM257 248V247H256ZM149 249V248H148ZM246 249V248H245ZM253 249V248H252ZM258 250H259V248H257ZM134 250V249H133ZM190 250V249H189ZM196 250V249H195ZM243 251V250H242ZM255 251V250H254ZM167 252H169V251H167ZM197 253H198V255L199 254H202L203 252H202V250H201V248L200 249H197V251H196ZM205 252V251H204ZM194 253H195V251H194ZM196 253V254H197ZM152 254V253H151ZM173 254V253H172ZM171 254V255H172ZM35 256V255H34ZM206 256V255H205ZM135 257V256H134ZM261 258H264V248L262 249H260V252L259 253H251V252H248V251H243V252H235L234 251V253H232V254H230V256L228 257V258H226L224 261H223V263L222 264H251L252 262H256V260L258 261L259 259H261ZM147 260V259H146ZM149 260V259H148ZM223 260V259H222ZM161 261V260H160ZM158 263H159V261H158ZM161 264H167L168 263V261H166V260H163L162 262H160ZM150 264V263H149ZM151 264H153L152 262H151Z\"/></svg>",
    "mask_w": 264,
    "mask_h": 264
}]
</instances>
